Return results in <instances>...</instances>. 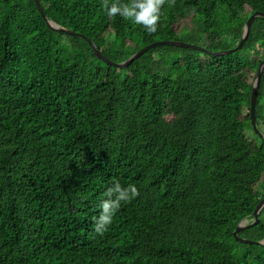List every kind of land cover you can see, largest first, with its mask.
Listing matches in <instances>:
<instances>
[{"label": "trees", "instance_id": "obj_1", "mask_svg": "<svg viewBox=\"0 0 264 264\" xmlns=\"http://www.w3.org/2000/svg\"><path fill=\"white\" fill-rule=\"evenodd\" d=\"M40 2L115 62L206 35L211 51L232 49L264 12V0H176L148 34L102 0ZM263 60L264 17L229 55L156 44L118 67L49 26L35 0H0V264H264V245L235 236L264 198L251 117ZM256 113L264 132V72ZM117 180L139 195L101 236L95 219ZM259 217L241 237L264 239Z\"/></svg>", "mask_w": 264, "mask_h": 264}, {"label": "clouds", "instance_id": "obj_2", "mask_svg": "<svg viewBox=\"0 0 264 264\" xmlns=\"http://www.w3.org/2000/svg\"><path fill=\"white\" fill-rule=\"evenodd\" d=\"M166 4L170 8L175 7L176 0H128V2L112 0L111 3L109 0H102V7L108 17L120 16L125 20H130L142 26L148 34L158 30ZM104 195L107 199L101 201V213L94 223L95 233L101 236L108 231L114 214L121 208L122 203H130L139 195V190L133 184L124 187L117 180Z\"/></svg>", "mask_w": 264, "mask_h": 264}, {"label": "water", "instance_id": "obj_3", "mask_svg": "<svg viewBox=\"0 0 264 264\" xmlns=\"http://www.w3.org/2000/svg\"><path fill=\"white\" fill-rule=\"evenodd\" d=\"M35 2L37 4L38 9L41 11L42 16L45 18L46 22L49 24V26H51L55 30L64 31V32L70 33L72 35H75V36H78V37H81V38L87 40L99 58L103 59L108 64L115 65L118 67H127L131 62H133L135 59H137L138 57H140L141 55L146 53L147 50H149L151 47L155 46L156 44L182 45L185 47H192L194 49L209 52V53H212V54L217 55V56L229 55V54L233 53L234 51L242 48L245 45V43L248 41V38H249L250 33H251V27H252L254 20L257 17H264L263 11H256L251 16V18L248 20L246 28L244 29V33H243V36H242L239 44L235 48H232L229 50L211 51V50L207 49L206 47H202V46H199V45L193 44V43L184 42L182 40H166V41L155 42L153 44L148 45L147 47H145L142 50H140L139 52L133 54L131 57H129L128 59H126L123 62H115L112 59L108 58L106 55H104L92 39L88 38L84 34L75 32L74 30H72L70 28H66L63 25H60L54 19L47 16L46 12L44 11V9L41 5L40 0H35ZM263 72H264V60L259 65L257 76H256V79H255L254 84H253L254 86H253V92H252L251 117H252V123H253L254 130L256 131V133L259 136H261L264 139V132L259 127L258 120H257V113H256L258 94H259V89L261 87ZM263 208H264V198H262L259 201L256 208L254 209L253 215L255 217V220L251 222L249 220V218L247 217L244 220H242L241 223L238 225V227L235 231V236L238 240L243 241V242H249V243H256L259 245H264V239L253 240V239H249L247 237H241L240 236V231L243 230L245 227H252V226H255L257 223L260 222L259 215H260V212Z\"/></svg>", "mask_w": 264, "mask_h": 264}, {"label": "rangeland", "instance_id": "obj_4", "mask_svg": "<svg viewBox=\"0 0 264 264\" xmlns=\"http://www.w3.org/2000/svg\"><path fill=\"white\" fill-rule=\"evenodd\" d=\"M255 13V12H254ZM253 13V14H254ZM252 14V15H253ZM251 15V16H252ZM251 16L248 18V20L251 18ZM248 20L246 21V23H245V25H244V29L246 28V25H247V22H248ZM255 21V20H254ZM252 28V27H251ZM243 33H244V30H243ZM242 36H243V34H242ZM228 37H230V36H225L224 37V40H225V43H228V40H229V38ZM215 38H217V37H213L212 35H206V36H204V46L203 45H199V46H202V47H206L207 49H209V50H211V49H213V47H216V44H218L217 43V41H216V39ZM242 38V37H241ZM249 39V38H248ZM184 42H186V41H184ZM189 43V42H188ZM198 45V44H197ZM235 48V47H234ZM221 50H224V48L223 49H221ZM220 50V51H221ZM229 50V49H228ZM214 55V54H213Z\"/></svg>", "mask_w": 264, "mask_h": 264}]
</instances>
